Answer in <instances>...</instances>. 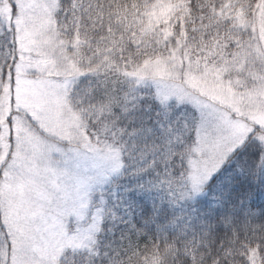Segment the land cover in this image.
<instances>
[{"label":"trees","instance_id":"obj_1","mask_svg":"<svg viewBox=\"0 0 264 264\" xmlns=\"http://www.w3.org/2000/svg\"><path fill=\"white\" fill-rule=\"evenodd\" d=\"M159 1L59 0L57 30L81 75L71 107L92 141L120 148L123 163L102 192L95 242L61 264H251L253 253L264 264V144L248 140L193 195L197 109L162 103L133 76L176 45L202 63H237L258 40L264 0H171L173 16L156 26L149 13ZM1 73L5 80L8 67Z\"/></svg>","mask_w":264,"mask_h":264},{"label":"rangeland","instance_id":"obj_2","mask_svg":"<svg viewBox=\"0 0 264 264\" xmlns=\"http://www.w3.org/2000/svg\"><path fill=\"white\" fill-rule=\"evenodd\" d=\"M58 4L0 0V70L8 67L5 80L0 74V264H61L67 251L90 248L102 222L100 193L123 169L120 148L92 141L71 107L81 75L74 45L57 30ZM175 8L160 0L150 20L167 22ZM257 20L258 40L237 63H202L176 45L133 73L162 103L188 104L199 113L193 195L248 140L264 144L263 9ZM251 264H260L256 253Z\"/></svg>","mask_w":264,"mask_h":264}]
</instances>
